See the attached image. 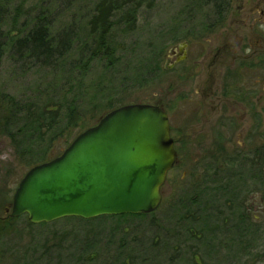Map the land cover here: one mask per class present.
<instances>
[{"label": "rangeland", "instance_id": "1", "mask_svg": "<svg viewBox=\"0 0 264 264\" xmlns=\"http://www.w3.org/2000/svg\"><path fill=\"white\" fill-rule=\"evenodd\" d=\"M97 1L10 0L1 28L18 32L24 24L28 29L40 10H47L53 22L52 33L69 28L84 39V24ZM138 1L135 30L124 33L122 25H115L110 33L120 61L110 69L104 68L101 59L93 61L79 82L78 61L91 50V42L83 49L74 44L67 61L54 71L21 68L4 54L0 63L1 92L32 109L75 100L77 124L70 126L63 108L55 129L39 140L31 130L32 140L28 131L17 133L26 120L22 113L0 109V121L11 119L9 130L15 141L29 147L20 159L9 137L0 132V264H264V163L263 173L256 179V169L251 173L250 163L240 159L243 151L252 149L244 140L240 122L243 113L233 115L238 122L235 129L214 126L223 125L226 117L211 111L210 120L208 100L201 93L195 94L194 80L207 79L205 66L214 41L202 24L210 8L204 5L205 0ZM259 1L231 0L229 26H240V20L246 21L239 18L243 12L240 8L256 10ZM14 15L18 18L15 26ZM182 41L189 43V61L203 62L198 67L199 78L190 80L184 92L176 78L177 68H163L170 48ZM153 50H159L163 57L160 73L148 82H137L135 69ZM129 104L160 106L168 116L177 152L176 166L161 187L162 201L154 214L105 219L101 225L97 218L70 217L73 219L40 224L29 223L26 215L2 220L3 209L12 201L20 180L40 163L27 165V160H52L106 113ZM47 122L41 126L45 128ZM215 145L226 152L220 156L222 152L215 150ZM224 183H228L229 191H211L224 187ZM205 204L206 211H202ZM198 211L204 216L210 214L209 222L198 220ZM203 230L204 237L198 239L196 235Z\"/></svg>", "mask_w": 264, "mask_h": 264}, {"label": "water", "instance_id": "2", "mask_svg": "<svg viewBox=\"0 0 264 264\" xmlns=\"http://www.w3.org/2000/svg\"><path fill=\"white\" fill-rule=\"evenodd\" d=\"M176 162L167 114L152 104L124 105L78 134L57 157L20 180L9 217L31 224L76 217L149 214Z\"/></svg>", "mask_w": 264, "mask_h": 264}, {"label": "trees", "instance_id": "3", "mask_svg": "<svg viewBox=\"0 0 264 264\" xmlns=\"http://www.w3.org/2000/svg\"><path fill=\"white\" fill-rule=\"evenodd\" d=\"M9 1L10 0H0V63L6 53L9 59L21 68L25 66H34L54 71L67 61L73 50L74 44L80 46V49H83L86 44L91 42L93 43L91 50L89 52L87 51L85 56H82L83 58H80L78 61V66L76 68L78 69L76 70L78 72V82L86 75L93 61L101 59L104 62V68L109 69L120 61V56H116L115 48L111 45V30L115 25H122V31L124 33L134 31L136 28L137 12L140 7V2L138 0H98L92 8V13L88 21L84 24L83 34L85 38L83 39L69 28L52 33L50 29L53 22L51 17L47 15V10H40L38 15L33 18V24L30 28L26 29L24 24H21L18 32H4L1 28L4 18L3 13ZM227 3L228 0H205L204 5L210 8V12H215L223 10ZM114 16L116 19L114 20L113 18L112 20ZM15 18L16 15H14L12 20L13 26L16 25L18 20V18ZM157 51L153 50L150 56L137 65L134 72L137 82H148L150 79L153 80L159 75L161 71L160 64L163 57L160 56V51ZM81 53L82 52H80V55ZM63 108L66 109L64 118L71 123V127H75L77 124L75 119L77 104L75 100H71L68 104L58 102V104H54L50 107L45 106L44 108L32 109L29 105L26 106V104L19 103L10 95L0 91V109L8 112H15L18 115L22 113L26 119L23 126L16 129L18 131L17 133L21 131L26 133L32 130V135H36L37 137L35 138L38 140L46 136L48 131L55 129L57 119L59 118V111ZM45 120L48 122L44 128L41 125H44ZM10 121L11 119L7 117L0 121V132L5 133L6 136L9 137L15 152L20 159H23L24 155L27 153L25 149L29 147L22 144V141H15L13 138L14 135L9 130ZM42 128L44 131L41 130ZM35 131L38 133H35ZM29 134L31 137L30 139L33 140L34 137L30 132ZM42 159L43 158H33L26 162L27 165L38 162L43 163L41 162ZM223 186L224 187L218 188L220 189L218 192H226L228 183H224ZM214 188H211V190ZM201 193L202 190L196 194V199H194V201L197 200V197H200ZM205 206L206 204L203 205L202 211H206V208H204ZM152 214H154V212L138 215L123 214L117 216H101L97 219L100 220L99 225H101L103 223L101 220L105 219L112 218L117 221V219L123 220L130 217L142 218ZM197 214L201 217L200 221L205 224L211 219L210 214L204 216L205 214L200 211H198ZM7 219L14 220L17 218Z\"/></svg>", "mask_w": 264, "mask_h": 264}, {"label": "flooded vegetation", "instance_id": "4", "mask_svg": "<svg viewBox=\"0 0 264 264\" xmlns=\"http://www.w3.org/2000/svg\"><path fill=\"white\" fill-rule=\"evenodd\" d=\"M230 4L231 0H228L223 10L211 12L202 20L205 26L203 31L211 33L214 41L211 42L209 49L210 60L205 66L208 70L207 79L194 80L197 83L194 88L195 94L201 93L202 98L208 100L210 120L211 111L226 117L223 125L217 123L214 126L227 128L226 130L229 131L235 129L238 127V122L233 120V115L238 112L243 113L240 122L245 132L244 140L252 149L243 151L240 159L250 163L249 170L256 169V179H259V174L263 173L264 163V0L259 1L256 10L252 8L245 10L246 8L241 7L240 10L243 12L239 18H245L246 21L240 20V26L236 27L229 26L228 20L233 14L230 12ZM216 36L219 38L217 39ZM191 54L189 43L182 41L170 48L163 66L166 71L177 68L176 78L181 84L179 88L182 92L187 90L186 84L190 80L199 78L198 67L199 64L203 65L199 59L189 61ZM184 96L183 93L182 97ZM214 149L222 152L220 156L226 152L219 145H215ZM214 158L216 156H213ZM175 166L176 162L172 169ZM218 190L220 189L214 188L211 191L218 192ZM11 202L3 209L5 217H2V220L11 218L9 217ZM209 207L211 209V206ZM195 216L200 220L198 214ZM204 231L196 237L202 239L205 235Z\"/></svg>", "mask_w": 264, "mask_h": 264}]
</instances>
